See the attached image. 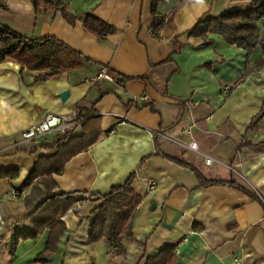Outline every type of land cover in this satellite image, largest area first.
Wrapping results in <instances>:
<instances>
[{
	"label": "crops",
	"instance_id": "obj_1",
	"mask_svg": "<svg viewBox=\"0 0 264 264\" xmlns=\"http://www.w3.org/2000/svg\"><path fill=\"white\" fill-rule=\"evenodd\" d=\"M214 2L220 4L212 13L208 6ZM221 2L161 0L157 10L167 21L155 37L152 0H0V24L28 38L54 36L90 60L37 82L38 72H21L15 60L0 63V171H17L13 178H0V264H99L97 246L113 248L105 240H88L90 214L100 204L95 195L133 172L132 188L142 200L133 215L132 237L122 238L115 264H145L168 244L175 245L174 264H264V149L259 146L264 142V63L231 88L262 49L249 55L218 34H209L210 45L186 35L203 15L225 10ZM229 2L233 6L235 1ZM194 5L200 6L194 15L181 13ZM62 8L74 21L63 16ZM89 12L115 26V33L101 38L85 30ZM193 16L197 20L190 28H173L174 22ZM106 65L130 78L122 85L94 81ZM64 90L69 94L62 100ZM184 101L189 104L181 106ZM77 108L95 112L101 135L54 174L55 187L48 191L39 184V195L26 203L31 188H23V182L38 158L51 152L15 148L49 145L53 134L14 144L46 113ZM153 129L185 143L195 140L221 163L206 165L199 154L154 135ZM195 170L209 179L233 180L249 193L228 184L202 186ZM149 180L156 182L152 191L146 190ZM64 193L75 202L53 222L59 232L57 251L37 263L50 230L31 237L28 217L50 194ZM12 235L19 241L11 256Z\"/></svg>",
	"mask_w": 264,
	"mask_h": 264
},
{
	"label": "trees",
	"instance_id": "obj_2",
	"mask_svg": "<svg viewBox=\"0 0 264 264\" xmlns=\"http://www.w3.org/2000/svg\"><path fill=\"white\" fill-rule=\"evenodd\" d=\"M160 1L152 0L151 4V14L153 16L151 31L155 37L159 36L161 28L167 21V18L157 10ZM240 1H243V4L233 5L213 15H203L192 28L186 31L187 36L199 37L205 45L212 43L209 34H218L228 44H233L246 50L249 55L258 46L262 49L261 55L254 64L246 65L244 72L232 83L231 88L242 83L254 68H258L264 63V34L263 36L260 35L261 29L264 32V0ZM61 11L68 21H74L73 14L64 8ZM83 27L88 32L101 38L116 31L115 26L91 12L87 13L83 19ZM7 59L15 60L20 65L21 72L24 69L38 72L34 77L35 82L47 78L56 79L62 73L70 72L90 62L79 50L74 49L54 36L28 38L11 27L0 24V63ZM105 67L118 85H122L130 78L107 65ZM263 110L264 106L261 113ZM76 111L81 120L71 132L64 135H52V142L49 145L41 143L33 149L15 148V151L33 154L39 148H46L51 152L48 156H40L38 158L23 182V188H31L30 194L25 199L26 203H29L39 195V184L48 191L55 187L54 174L61 172L70 158L79 152L87 150L101 135L99 119L94 115L95 112L92 109L77 108ZM259 146L264 149V142L260 143ZM156 152L160 154V151L157 150ZM164 156L179 165L192 167L181 158L169 155ZM195 172L199 179V184L202 186L228 184L249 193L233 180L209 179L198 170H195ZM16 175L17 171L15 170L0 171V178H13ZM134 177L135 173H130L123 183L112 186L106 193L95 195L100 199V204L90 214L92 218L88 234L90 243L105 240L117 252L122 248V238L132 237L131 223L133 215L142 200V197L132 188ZM74 202L75 200L70 193L50 194L28 217V221L33 226L29 233L31 237L36 236L45 229L50 230L45 247L36 255L35 262L45 263L57 251L59 232L54 228L53 222L60 219ZM18 241V235L11 236L7 244L9 255L15 254ZM175 261V245L168 244L164 245L156 254L149 255L145 264H174Z\"/></svg>",
	"mask_w": 264,
	"mask_h": 264
},
{
	"label": "built area",
	"instance_id": "obj_3",
	"mask_svg": "<svg viewBox=\"0 0 264 264\" xmlns=\"http://www.w3.org/2000/svg\"><path fill=\"white\" fill-rule=\"evenodd\" d=\"M103 79L108 82H114L113 77L108 73L105 66L101 67L99 72L97 73L94 81ZM142 100H145V96L140 97ZM189 104L188 101L181 102L180 105H187ZM81 120V117L78 116L76 109L68 113H46L43 118L21 132V137L18 142L14 145L24 144L29 142H37L41 138L47 135H56V134H66L71 132L77 125V123ZM183 132L187 135L191 134L190 129H184ZM152 133L156 136L169 139L173 141L175 144L179 145L180 147L190 149L195 153L199 154L206 165H210L212 163H221L218 159H215L203 151H201L197 145L195 140H190L189 142L185 143L183 141L177 140L175 138L169 137L165 133L160 130L153 129ZM156 186V182L154 180H149L147 183V191H152ZM263 202L264 200L261 199Z\"/></svg>",
	"mask_w": 264,
	"mask_h": 264
},
{
	"label": "rangeland",
	"instance_id": "obj_4",
	"mask_svg": "<svg viewBox=\"0 0 264 264\" xmlns=\"http://www.w3.org/2000/svg\"><path fill=\"white\" fill-rule=\"evenodd\" d=\"M229 1H234V0H222L221 3H222V6H223L224 9L229 8V6H232V5H230V2ZM237 1L233 2L232 4L233 5L243 4L240 0H237ZM245 1H247V0H245ZM219 4H220L219 2H214V3H211V5H209L208 7H210L211 12L213 13V12H215L214 10H216V8H217V6H219ZM197 9H200V6L194 5L192 7H189L188 9L182 10L181 13H183V12L186 11V13L190 12V13H193L192 15H194L195 12L197 11ZM201 13L202 12H200V14ZM195 18L196 17L193 16V17H191L190 19H188L187 21H185L183 23L182 22H179V21L178 22L176 21V22H174L173 28H175L177 31L184 30V29H186L188 27L190 28L194 24V22L197 20ZM263 34H264V32L261 29L260 30V35L263 36ZM97 247H98L97 248V256L99 258V262H98L99 264H115V253L116 252H115L114 249L111 250V251L110 250L109 251H106L100 245L97 246ZM108 252H110V254H108Z\"/></svg>",
	"mask_w": 264,
	"mask_h": 264
},
{
	"label": "water",
	"instance_id": "obj_5",
	"mask_svg": "<svg viewBox=\"0 0 264 264\" xmlns=\"http://www.w3.org/2000/svg\"><path fill=\"white\" fill-rule=\"evenodd\" d=\"M68 94H69V93H68L67 90L62 91V92L60 93V97H61V99H62V100H65V99L67 98Z\"/></svg>",
	"mask_w": 264,
	"mask_h": 264
}]
</instances>
